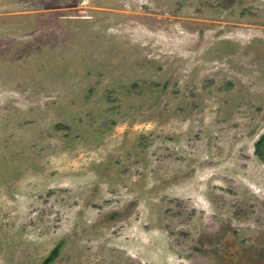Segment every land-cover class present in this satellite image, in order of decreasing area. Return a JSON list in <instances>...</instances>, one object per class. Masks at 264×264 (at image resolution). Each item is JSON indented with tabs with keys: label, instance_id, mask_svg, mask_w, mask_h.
I'll return each mask as SVG.
<instances>
[{
	"label": "rangeland",
	"instance_id": "374dc122",
	"mask_svg": "<svg viewBox=\"0 0 264 264\" xmlns=\"http://www.w3.org/2000/svg\"><path fill=\"white\" fill-rule=\"evenodd\" d=\"M258 150L264 0H0V264H264Z\"/></svg>",
	"mask_w": 264,
	"mask_h": 264
},
{
	"label": "trees",
	"instance_id": "16d2710c",
	"mask_svg": "<svg viewBox=\"0 0 264 264\" xmlns=\"http://www.w3.org/2000/svg\"><path fill=\"white\" fill-rule=\"evenodd\" d=\"M260 141H261V139L257 142V144H256V148H257V145H258V143H259ZM256 153H257L258 156H261V157L264 156V155H262V154L259 152V150L256 151ZM57 251H58V249H54L53 252H52L51 255L47 258V260L45 261L44 264H49V263L53 260V257L57 255Z\"/></svg>",
	"mask_w": 264,
	"mask_h": 264
}]
</instances>
